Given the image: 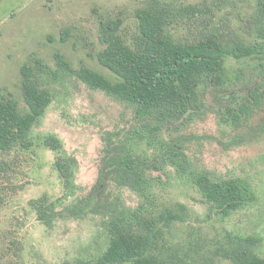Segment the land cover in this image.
Returning <instances> with one entry per match:
<instances>
[{
  "label": "trees",
  "instance_id": "16d2710c",
  "mask_svg": "<svg viewBox=\"0 0 264 264\" xmlns=\"http://www.w3.org/2000/svg\"><path fill=\"white\" fill-rule=\"evenodd\" d=\"M238 7L249 10L248 28L257 35L252 42L232 35L229 18L218 17V12L230 15ZM134 19L129 35L120 17L100 20L101 46L95 56L111 77L88 66L74 70L62 53L54 54L58 70L127 104L135 119L126 135H102L98 176L82 197L76 194V159L56 135L41 138L42 145L56 153L53 166L64 190L62 199L69 201L62 214L99 215L106 245L97 264H214L218 258L231 264H264L258 234L227 232L212 241V248L200 236L186 244L175 241L172 228L188 220L189 209L180 201L162 199L155 190L159 178L152 174L172 168L221 218L259 200L246 178L195 168L187 153L189 137L180 131L209 113L226 147L264 140V0H145ZM181 26L186 28L183 35L177 32ZM231 59L238 64L235 69L227 64ZM33 60L20 67L23 107L10 92L0 91L2 154L33 145L32 130L52 100L47 78L58 71L39 58ZM111 185L129 189L143 201L126 207L120 197L111 196ZM31 205L37 219L50 228L58 214L55 203L43 196ZM73 264L90 263L78 259Z\"/></svg>",
  "mask_w": 264,
  "mask_h": 264
},
{
  "label": "rangeland",
  "instance_id": "374dc122",
  "mask_svg": "<svg viewBox=\"0 0 264 264\" xmlns=\"http://www.w3.org/2000/svg\"><path fill=\"white\" fill-rule=\"evenodd\" d=\"M144 2L0 0V91L10 92L23 107L21 65L34 64L36 57L58 71L47 78L52 100L32 130L33 145L26 150L0 153V264H73L78 259L97 264L106 245L102 220L99 215L73 218L67 212L62 214L69 201L62 199L64 190L53 166L56 153L44 147L41 138L56 135L65 152L76 159V194L82 197L88 195L98 176L102 135L106 131L126 135L135 119L127 104L87 88L73 73L58 70L54 54L62 53L74 70L88 66L111 77L95 56L101 46L100 20L120 17L129 35L134 29V11ZM225 13L218 12V17L229 18L232 35L246 42L257 38L248 28V9L238 7L230 15ZM185 31L184 26L178 27L179 35ZM227 64L233 69L238 66L233 59ZM181 132L189 137L187 153L195 168H205L216 176L244 177L253 185L259 200L249 208L221 218L209 211L198 190L172 168L154 171L153 176L159 178L155 187L159 196L167 201H180L189 209L188 220L173 226V239L186 244L200 236L212 248V241L222 239L227 232L258 234L262 237L258 251L264 255V140L226 147L215 117L209 113ZM171 134L179 133L171 130ZM108 191L129 208L143 201L129 189L111 185ZM43 196L55 203L58 212L50 228L37 219L31 205L32 200ZM214 264L231 263L218 258Z\"/></svg>",
  "mask_w": 264,
  "mask_h": 264
}]
</instances>
